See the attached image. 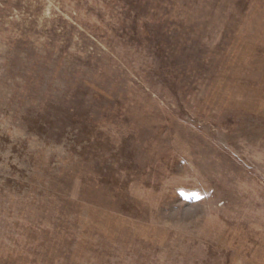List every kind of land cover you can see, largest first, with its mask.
Masks as SVG:
<instances>
[{"label":"rangeland","instance_id":"obj_1","mask_svg":"<svg viewBox=\"0 0 264 264\" xmlns=\"http://www.w3.org/2000/svg\"><path fill=\"white\" fill-rule=\"evenodd\" d=\"M0 264H264V0H0Z\"/></svg>","mask_w":264,"mask_h":264}]
</instances>
